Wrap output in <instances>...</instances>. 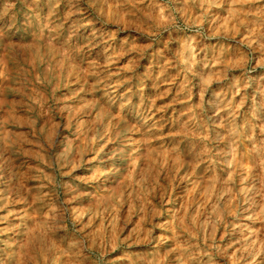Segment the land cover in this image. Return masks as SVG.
<instances>
[{"label": "rangeland", "instance_id": "rangeland-1", "mask_svg": "<svg viewBox=\"0 0 264 264\" xmlns=\"http://www.w3.org/2000/svg\"><path fill=\"white\" fill-rule=\"evenodd\" d=\"M0 264H264V0H0Z\"/></svg>", "mask_w": 264, "mask_h": 264}, {"label": "bare ground", "instance_id": "bare-ground-1", "mask_svg": "<svg viewBox=\"0 0 264 264\" xmlns=\"http://www.w3.org/2000/svg\"><path fill=\"white\" fill-rule=\"evenodd\" d=\"M68 109V108H67ZM83 127V126H82Z\"/></svg>", "mask_w": 264, "mask_h": 264}]
</instances>
